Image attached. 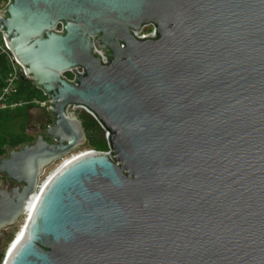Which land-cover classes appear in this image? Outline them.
Listing matches in <instances>:
<instances>
[{
  "label": "water",
  "instance_id": "95a60500",
  "mask_svg": "<svg viewBox=\"0 0 264 264\" xmlns=\"http://www.w3.org/2000/svg\"><path fill=\"white\" fill-rule=\"evenodd\" d=\"M0 36L52 100L0 159V238L37 195L1 264H264V0H8ZM75 107L110 153L40 187L87 142Z\"/></svg>",
  "mask_w": 264,
  "mask_h": 264
},
{
  "label": "built area",
  "instance_id": "2783aa9c",
  "mask_svg": "<svg viewBox=\"0 0 264 264\" xmlns=\"http://www.w3.org/2000/svg\"><path fill=\"white\" fill-rule=\"evenodd\" d=\"M7 4H8V0H6L4 3L0 5V12L5 8ZM53 32L57 34H61L63 32L62 24L56 25V27L53 29ZM155 34H156L155 27L153 25L143 26L138 33L137 32L133 33V35L137 40L155 39ZM7 47L8 46L5 40L0 36V55H6L10 67V73L7 75L5 87L0 90V112L19 111L21 109L23 110L25 107H31V106L33 107V105H39L40 107H44L48 112V107L51 105L52 100L48 96H45L42 92L41 94L44 102H39V99L37 98H32L30 100H19L17 102L11 101L12 97L15 96L16 94V89L20 80H27V79L25 77V72L23 67H21L16 62V60L10 55ZM93 54L94 56L99 58L100 63L102 65L106 66L109 63V60L107 58V52L94 49ZM82 75H85L84 70L80 67H76L75 69L62 73L61 79L71 84L75 82L74 79L76 78V76H82ZM75 85H77V82L75 83ZM73 110H77L78 112H83L89 115L86 111L79 109V107H75L73 108ZM108 153H110V151Z\"/></svg>",
  "mask_w": 264,
  "mask_h": 264
},
{
  "label": "trees",
  "instance_id": "16d2710c",
  "mask_svg": "<svg viewBox=\"0 0 264 264\" xmlns=\"http://www.w3.org/2000/svg\"><path fill=\"white\" fill-rule=\"evenodd\" d=\"M6 0H0V5ZM10 73L8 58L6 55H0V90L5 87L7 75ZM32 98L40 99L42 94L37 90L33 84L27 80H20L18 83L16 94L12 97L13 102L19 100H30ZM79 119L82 122L87 141L95 137H102L103 130L98 126L97 122L85 113L80 112ZM19 111L14 112H0V159L7 155V152L16 149L25 144L21 136V127L19 125V118H22ZM2 253H0V264Z\"/></svg>",
  "mask_w": 264,
  "mask_h": 264
},
{
  "label": "rangeland",
  "instance_id": "374dc122",
  "mask_svg": "<svg viewBox=\"0 0 264 264\" xmlns=\"http://www.w3.org/2000/svg\"><path fill=\"white\" fill-rule=\"evenodd\" d=\"M39 102H44L43 99H39ZM23 115L22 118H19V125L21 127V136L25 141V144L32 143L35 138V132H32L29 129L35 128L39 123L51 120V116L48 114L44 107H40L39 105H33V107H25L23 110H19ZM79 114H82L79 112ZM86 115V114H85ZM89 116V115H86ZM94 120V119H93ZM99 126V125H98ZM100 127V126H99ZM101 128V127H100ZM106 133L103 131L102 137H95L90 141H87L85 145L66 156L62 157L60 160L56 161L54 164L49 166L44 172L43 175L40 177V184L45 182V180L53 174L57 169L64 164L66 160H69L73 157H78L80 155L88 154L91 152H98V153H108L109 146L107 145L106 141ZM21 146L17 147L19 149ZM0 187L4 188L5 190H9L10 186L6 183L3 178H0ZM24 218V217H23ZM24 219H21L19 223L16 224L15 227H12L5 232H2V236L0 238V253H2L1 263L4 259V255H6L12 241L15 240L17 232L21 230L24 225ZM21 227V228H20Z\"/></svg>",
  "mask_w": 264,
  "mask_h": 264
},
{
  "label": "bare ground",
  "instance_id": "6f19581e",
  "mask_svg": "<svg viewBox=\"0 0 264 264\" xmlns=\"http://www.w3.org/2000/svg\"><path fill=\"white\" fill-rule=\"evenodd\" d=\"M75 157H73V158H71V159H69V160H66L65 162H64V164L63 165H61V167L62 166H64L65 164H68L72 159H74ZM46 181V180H45ZM45 182H43V183H41L40 184V187L44 184ZM36 201H37V195H34L33 197H32V199L28 202V204H27V206H26V214L24 215V225H23V227L25 226V223H26V221H27V218H28V216L31 214V213H33V209H34V206H35V204H36ZM23 227L21 228V230L19 231V232H17V235H16V238L15 239H17L18 241H19V239H21V232H22V229H23ZM16 240V241H17Z\"/></svg>",
  "mask_w": 264,
  "mask_h": 264
},
{
  "label": "flooded vegetation",
  "instance_id": "af4514ba",
  "mask_svg": "<svg viewBox=\"0 0 264 264\" xmlns=\"http://www.w3.org/2000/svg\"><path fill=\"white\" fill-rule=\"evenodd\" d=\"M48 124L51 125V120H48V121H45V122H41V123H39V124L35 127V128L38 129V130L35 132V135H37V134H39V133H42V131H43V129H44V126H46V125H48ZM47 141H48V140H47ZM48 142H50V141H48ZM3 180H5V179H3ZM5 181H6V180H5ZM6 183L9 184L10 189L14 187L13 184H10V183L7 182V181H6ZM10 189H9V190H10ZM7 191H8V190H7Z\"/></svg>",
  "mask_w": 264,
  "mask_h": 264
}]
</instances>
